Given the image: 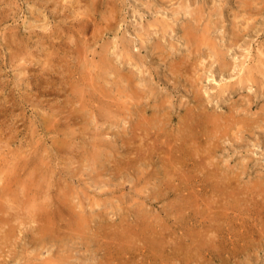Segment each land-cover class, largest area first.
I'll return each mask as SVG.
<instances>
[{"label":"rangeland","instance_id":"obj_1","mask_svg":"<svg viewBox=\"0 0 264 264\" xmlns=\"http://www.w3.org/2000/svg\"><path fill=\"white\" fill-rule=\"evenodd\" d=\"M58 1L0 0V173L41 174L0 213V264H264V0Z\"/></svg>","mask_w":264,"mask_h":264},{"label":"bare ground","instance_id":"obj_2","mask_svg":"<svg viewBox=\"0 0 264 264\" xmlns=\"http://www.w3.org/2000/svg\"><path fill=\"white\" fill-rule=\"evenodd\" d=\"M7 1V0H6ZM34 1V3H35V5H38L40 8H43V9H45V10H49V12L51 13V15L52 16H55V18L56 19H58V20H62L63 19V17H65V15L63 16H61V14L60 13H62L61 12V9L62 8H66V7H64L63 5H57L58 3H59V1L58 0H33ZM71 1V0H70ZM96 1V0H95ZM52 3L51 5H49V3ZM61 2H63V1H61ZM81 2H82V0H72L69 4H70V6L68 7V9H69V11L71 10L72 12H74L73 13V16H74V18H78L79 16H81V15H83V16H87V17H89L90 15H92L93 14V12H92V10L90 11L89 9H88V6H85V7H87V8H85V9H83L82 10V7H79V5L81 4ZM95 3V2H94ZM252 3V2H251ZM67 4V3H66ZM83 4V3H82ZM85 4H87V3H85ZM84 4V5H85ZM75 5H77V6H75ZM109 5V4H108ZM186 6V5H185ZM242 6V5H241ZM53 7V8H52ZM59 7L61 8V9H59ZM107 9H108V12H110L111 14H113V13H116L118 10H117V6L115 5V4H113L112 6H105ZM183 7V6H182ZM239 7H240V5H239ZM97 8V7H96ZM185 8H187V7H185ZM104 9V8H103ZM106 9V10H107ZM188 9V8H187ZM80 10H82V12L80 11ZM185 10V9H184ZM187 12H189L188 14L190 15H192L193 13H192V11H188L187 10ZM186 12V13H187ZM105 13V12H104ZM177 13V12H176ZM251 13V12H250ZM110 14V15H111ZM1 17H2V15H1ZM116 18V17H115ZM85 19H87V18H85ZM252 19V18H251ZM115 20V19H114ZM113 21V20H112ZM58 23V26H61L62 25V22L61 21H57ZM81 23L77 26V28H78V35H81V36H83L84 37V39L83 40H86V36H87V33H86V29H88V28H86V24L85 23H83V21H80ZM83 23V24H82ZM93 24H94V30H93V33H100V31H99V28H100V23L97 21V20H94L93 21ZM92 25V24H91ZM165 26V25H164ZM108 27V26H107ZM185 27V26H184ZM103 28H104V25H103ZM201 28V27H200ZM166 31V30H165ZM185 31H186V35H191V34H193V32H192V30L190 29V28H185ZM68 32V31H67ZM188 32V33H187ZM201 33V32H200ZM91 34H92V32H91ZM238 34V33H237ZM194 35H192L191 36V38L193 37ZM238 36V35H237ZM49 37V36H48ZM30 38V37H29ZM15 39V38H14ZM54 39H56V38H54ZM196 40H197V38L196 39H194V42H196ZM200 40V39H199ZM20 41V40H19ZM31 41V40H30ZM53 41V40H52ZM55 41H57V40H55ZM16 42V41H15ZM85 42V41H84ZM22 43V42H21ZM189 44H191L190 42H188ZM187 43V44H188ZM22 44H24V43H22ZM210 44V43H209ZM52 46H53V48L55 47V45L54 44H51ZM47 46V45H46ZM61 46V45H60ZM192 46H195V44H193ZM43 47V46H42ZM75 47V46H74ZM191 47V45L189 46V48ZM30 48H32V47H30ZM52 48V47H51ZM61 48H62V46H61ZM191 49V48H190ZM72 51V50H71ZM30 52V51H29ZM55 52V51H54ZM105 52V51H104ZM19 53H20V51H19ZM33 53V52H32ZM46 53V52H45ZM57 53V52H56ZM14 55V54H13ZM46 55V54H45ZM129 55V54H128ZM68 56V55H67ZM125 56V55H124ZM131 56V55H130ZM129 56V59H130V61H131V59H132V57H130ZM83 58H84V56H82ZM213 57V56H212ZM15 58V57H14ZM17 58H19V59H17ZM28 58V57H27ZM90 58V57H89ZM12 59V58H11ZM16 59L18 60V61H20V60H26V57H21V55H17L16 56ZM47 60L50 62V63H52V61L53 60H51V59H46V62H47ZM105 60H106V58H105ZM139 60V59H138ZM177 61V60H176ZM133 62V61H132ZM178 62V61H177ZM80 64V63H79ZM227 65V64H226ZM51 66V65H50ZM82 66V65H81ZM104 66L106 67V68H108V70L109 69H111V71L112 72H114L115 74H116V77L117 76H119V78L121 79V78H124V76H122L121 77V74H117L118 73V71H116L115 69H114V67H110V64H108V62H106L105 64H104ZM93 68H94V66H92ZM189 67V66H188ZM187 67V68H188ZM70 68V67H69ZM84 68V67H83ZM101 68V67H100ZM180 68V67H179ZM85 69V68H84ZM257 69V68H256ZM74 70V69H73ZM253 69H251V70H249L250 72L252 71ZM85 71V70H84ZM92 71V70H91ZM79 72H80V69H79ZM130 72V71H129ZM39 73V72H38ZM88 73H89V71H88ZM183 73V72H182ZM196 73V72H195ZM46 74H48V73H46ZM57 74H59V73H57ZM97 74V73H96ZM34 75V74H33ZM107 75V74H106ZM109 75V74H108ZM113 75V74H112ZM175 75V74H174ZM44 76V75H43ZM47 76H49V75H47ZM74 76V75H73ZM91 76V75H90ZM100 76V75H99ZM35 77V76H34ZM50 77V76H49ZM83 77V76H82ZM102 77V76H101ZM91 78V77H90ZM89 78V79H90ZM77 79V78H76ZM81 79V78H80ZM126 80H129V82H132V80L130 79V77H126L125 78ZM38 80H40V79H38ZM37 80V81H38ZM49 80H51V79H49ZM73 80V79H72ZM82 80V79H81ZM80 80V81H81ZM75 81V80H74ZM79 81V80H78ZM77 81V82H78ZM105 81V80H104ZM40 82V81H39ZM72 82V81H71ZM76 82V83H77ZM187 82V81H186ZM245 82V81H244ZM120 84V83H119ZM195 84V83H194ZM130 85H132V84H130ZM56 86V85H55ZM107 86H108V84H107ZM115 86H118L116 83H115ZM94 87V85H93V83L91 84V85H87L86 83H85V81L84 80H82L81 81V84H79L78 85V91L77 90H75V87H74V90L75 91H77V94H78V96L77 97H79V99H80V106L82 107V108H84V107H86L88 104V101H87V99H86V96H87V94H89L90 96H93V94L94 93H92L91 91H92V88ZM112 87V86H111ZM72 88V87H71ZM87 88V89H86ZM107 88V87H106ZM98 89V88H97ZM131 88L129 87V90H130ZM46 90V89H45ZM52 90V89H51ZM108 91H110V90H108ZM117 91H118V89H117ZM194 91H196V90H194ZM108 93V92H107ZM95 95H96V93H95ZM135 95L137 96V94H133L132 95V98L134 99V100H136V98H135ZM202 97V96H201ZM74 99H75V97H74ZM100 99V98H99ZM106 99V98H105ZM103 100V99H102ZM7 102V101H6ZM108 102V101H107ZM76 103V102H75ZM110 103V102H109ZM116 103V102H115ZM76 104H79V102L78 103H76ZM5 105V104H4ZM109 105H111V104H109ZM134 105H136V104H134ZM203 105V104H202ZM102 106V105H101ZM112 106V105H111ZM116 106V105H115ZM106 107H108V106H106ZM88 108V107H87ZM109 108H111V107H109ZM118 108V107H117ZM86 109V108H85ZM89 109V108H88ZM7 110V109H6ZM55 110V109H54ZM102 110V109H101ZM100 110V111H101ZM117 110V109H116ZM3 111V110H2ZM57 111V110H56ZM71 111V110H70ZM99 111V112H100ZM111 111V110H110ZM115 111V110H114ZM119 111V110H118ZM117 111V112H118ZM98 112V113H99ZM113 112V111H112ZM115 113V112H114ZM120 113H122V112H120ZM63 115V114H62ZM108 115H111V116H116V115H112V114H109L108 113ZM124 115V114H123ZM59 116V115H58ZM78 116V115H77ZM87 116V115H86ZM154 116V115H153ZM156 116V115H155ZM72 116H70V118H71ZM58 118V117H57ZM56 118V119H57ZM87 118V117H86ZM115 119V118H114ZM131 119V118H130ZM60 120V119H59ZM59 120H57L58 122H59ZM63 120H65V119H63ZM73 120V119H72ZM152 120V119H151ZM254 120V119H253ZM160 121V120H159ZM50 122V121H49ZM64 122V121H63ZM74 122H76V121H74ZM200 122H202V121H199L198 122V126H197V128L198 127H200V124H202V123H200ZM114 123V122H113ZM116 123V122H115ZM156 123V122H155ZM65 124H69V123H65ZM78 124V123H77ZM214 124H215V126L218 124L217 123V121L216 122H214ZM156 125V124H155ZM76 126V125H75ZM80 126V125H79ZM214 126V127H215ZM255 126V125H254ZM70 127V126H69ZM219 127V126H218ZM138 128V127H137ZM143 129V128H142ZM156 130V129H155ZM184 130V129H183ZM55 131V129L52 131V132H54ZM135 131V130H134ZM49 132H50V130H49ZM61 132H62V130H61ZM70 131H68V133H69ZM66 133V132H65ZM183 133V132H182ZM191 137H193L194 139H196L197 138V136H196V133L194 132V133H192V135H191ZM239 138V137H238ZM212 139V138H211ZM226 139H227V137H226ZM136 140V139H135ZM141 140V139H140ZM147 140V139H146ZM213 140V139H212ZM55 141V140H54ZM66 141H67V139H66ZM149 141V140H148ZM185 141V140H184ZM208 141V140H207ZM214 141V140H213ZM56 142V141H55ZM239 142V141H238ZM62 143V142H61ZM70 143V142H69ZM164 143V142H163ZM185 143H186V141H185ZM114 144V143H113ZM152 144V143H151ZM117 145V144H116ZM66 146V145H65ZM118 146V145H117ZM142 146H143V144H142ZM164 146H165V143H164ZM181 147L183 146L184 147V145L183 144H181L180 145ZM218 147V146H217ZM127 148V147H126ZM141 148V147H140ZM206 148V147H205ZM220 148V147H219ZM103 149V148H102ZM168 149H169V147H168ZM32 150V149H31ZM170 150V149H169ZM63 151V150H62ZM126 151H128V150H126ZM171 151V150H170ZM173 151V150H172ZM171 151V152H172ZM171 152H169L170 154H168V156L167 157H169V159L171 160V161H174V159H175V157H173V155L172 156H169V155H171V154H173V153H171ZM22 154L23 153H21V157H22ZM59 154H61V153H59ZM106 154V153H105ZM143 154V153H142ZM144 154H146V152L144 153ZM214 154H215V152H214ZM24 155V154H23ZM212 155V154H211ZM93 156V155H92ZM203 156V155H202ZM213 156V155H212ZM10 157V156H9ZM18 157V156H17ZM28 157H30V156H28L27 154L25 155V158H28ZM96 157V156H95ZM215 157H216V155H215ZM195 158V157H194ZM5 159V158H4ZM23 159V158H22ZM58 159V158H57ZM148 159V158H147ZM9 160V159H8ZM211 160V159H210ZM167 161V160H166ZM177 161V160H176ZM212 161V160H211ZM24 162V161H23ZM30 162H32V160H30ZM43 162V161H42ZM42 162H39V163H37V166H39L40 165V167L42 166ZM94 162V161H93ZM144 162V161H143ZM146 162V161H145ZM144 162V163H145ZM183 162V161H182ZM26 165V164H25ZM24 165L22 164L20 167L19 166H16V169H17V167H19V169H17V170H19V172L20 173H22L23 174V172L24 173H26V175H27V171H28V169H29V164H27V166H28V169H24V167H23ZM148 166V165H147ZM177 166V167H176ZM188 166V164L186 163H184V164H178V165H173L172 167V170H174V172H175V170H180V169H185L186 167ZM150 167V166H149ZM162 167V166H161ZM195 167V169H197V168H200V167H196V166H194ZM26 168V167H25ZM8 170V169H7ZM53 170V169H52ZM207 171H209V170H207ZM8 172V171H7ZM38 171H34V173L32 172L31 174H29L28 173V175H27V179H28V184L29 185H31V187H32V185H33V182H34V180L37 178V177H41L40 175V173L38 174L37 173ZM211 171H209V173H210ZM9 173V172H8ZM178 173V172H177ZM182 173V172H181ZM214 173V172H213ZM212 173V174H213ZM216 173V172H215ZM1 174L2 173H0V182L1 181H3V185L0 187V213H9V216H8V218H16L15 217V215L16 214H12L10 211H13L14 210V207H13V205L14 204H18L19 203V194H21L22 195V197H21V200H22V205L24 206H31V207H34L35 205H34V203L36 202V200H34L35 198V195L34 196H30V193L32 192V191H34V190H32V189H29V185L27 186V179H26V181L24 180V176H22V175H19L18 177H15V178H13L12 180H10V179H8V178H6V177H2L1 176ZM180 174V173H179ZM170 175H172V172L170 171ZM191 175V174H190ZM208 175V174H207ZM7 176H11V174H9V175H7ZM211 176V178L213 179L214 178V176L213 175H210ZM172 177V176H171ZM216 177V176H215ZM209 178V177H208ZM184 179V178H183ZM211 180V179H210ZM214 180V179H213ZM188 181V180H187ZM197 181V180H196ZM176 182V181H175ZM211 182V181H210ZM161 183H162V180H161ZM188 183H190V182H188ZM207 183V182H206ZM213 183H215V181L214 182H212V184ZM224 183V182H223ZM2 184V183H1ZM0 184V185H1ZM169 184V183H168ZM191 184H192V182H191ZM172 185V184H171ZM23 187V188H22ZM212 187V186H211ZM214 187V186H213ZM217 187V186H216ZM21 188H22V190H21ZM33 188V187H32ZM35 189V188H34ZM38 189V188H37ZM19 190H20V192H19ZM224 191V190H223ZM18 192V193H17ZM34 192H36L37 194H38V191H34ZM40 192V191H39ZM45 192H47V191H45ZM44 192V193H45ZM43 193V192H42ZM16 194V195H15ZM45 195V194H44ZM189 195V194H188ZM43 196V195H42ZM18 197V198H17ZM54 197H55V195H54ZM58 197V196H57ZM49 199V198H48ZM197 199V198H196ZM236 200H238V199H236ZM25 201V202H24ZM192 201H193V199H192ZM38 202V201H37ZM60 202V201H59ZM58 202V203H59ZM19 205V204H18ZM64 205V204H63ZM20 206V205H19ZM18 207V206H17ZM45 207V206H44ZM61 208V207H60ZM40 211L39 212H41L42 211V213H41V217L42 218H49L50 219V221L51 220H53V218H56L55 217V215L53 214L54 213V211L53 212H48V211H46L43 207H40ZM209 210H210V207H209ZM207 212V211H206ZM31 213V212H30ZM67 213V212H66ZM225 213V212H224ZM4 214V215H5ZM35 214V213H34ZM58 214V213H57ZM212 214H214L215 216H219L217 213H212ZM220 214V213H219ZM194 215H195V213H194ZM57 216V215H56ZM20 217V216H19ZM37 217V216H36ZM59 217V216H58ZM63 217V216H62ZM66 217H67V215H66ZM226 217H228V218H230V216H225V218ZM1 218V217H0ZM3 218V217H2ZM38 218V217H37ZM19 219V218H18ZM70 219V218H69ZM72 220V219H71ZM80 220V219H79ZM5 223H6V221H4ZM74 222V221H73ZM76 222V221H75ZM79 223V222H78ZM74 224V223H73ZM76 224V223H75ZM74 224V225H75ZM9 225V224H8ZM46 225V224H45ZM71 225V224H70ZM85 225H87V224H85ZM16 226V225H15ZM14 226V227H15ZM19 226V225H18ZM22 226V225H21ZM47 226H49V224H47ZM85 227V226H84ZM90 227V226H89ZM156 227V226H155ZM17 228V227H16ZM19 228V227H18ZM82 228V227H81ZM54 229V228H53ZM80 229V228H79ZM85 229V228H84ZM99 229V228H98ZM46 230H51V229H46ZM46 230H44L43 232H42V235L44 236V237H41V242L43 241H45V240H49L50 239V232L48 233V232H46ZM141 230V229H140ZM6 231V230H5ZM10 233L12 232V230L10 229V230H8ZM21 231V230H20ZM88 231V230H87ZM101 231V230H100ZM158 231V230H157ZM15 232V231H14ZM159 232V231H158ZM158 232H156V233H158ZM162 232V231H161ZM18 233V232H17ZM53 233V232H52ZM105 233V232H104ZM14 234V233H13ZM12 234V235H13ZM154 234V233H153ZM41 235V234H40ZM41 235V236H42ZM52 235V234H51ZM161 235V234H160ZM2 236V235H1ZM0 236V237H1ZM148 236H150V235H148ZM158 236V235H157ZM155 237L154 236V238H155V241H154V238L152 239V237H149L150 238V240H152V241H150L151 243L150 244H152V248H150V247H148V251L150 250V251H152V250H154V248H155V245H156V239L158 240V237ZM14 237V236H13ZM38 237V236H37ZM89 237V236H88ZM39 238V237H38ZM91 238V237H90ZM97 238V237H96ZM10 239H12V238H10ZM52 239V238H51ZM161 239V238H160ZM94 240H95V238H94ZM13 241V240H12ZM96 242V241H95ZM158 242H159V240H158ZM168 242H170L169 240H168ZM97 243V242H96ZM160 243H161V241H160ZM159 244V243H158ZM160 245V244H159ZM163 245H164V242L162 241V244H161V247H160V249L163 247ZM176 245V244H175ZM174 245V246H175ZM92 246V245H91ZM112 246V245H111ZM126 246V245H125ZM181 246V247H180ZM179 246V248H180V252H179V250H178V254H177V256L179 255V253H181L182 252V250H184V249H186L187 248V244L186 245H180ZM227 246V245H226ZM100 247V246H99ZM115 247V246H114ZM177 247V246H176ZM201 247V246H200ZM119 248V247H118ZM129 248V247H128ZM147 248V247H146ZM99 249V248H98ZM105 249V248H104ZM163 249H165V248H163ZM3 250V249H2ZM109 250V249H108ZM128 250V249H127ZM117 251V250H116ZM154 251H157V250H154ZM233 251V250H232ZM3 252V251H2ZM100 252V251H99ZM105 252V251H104ZM146 252V251H145ZM153 252V251H152ZM174 252V251H173ZM234 252V251H233ZM232 252V253H233ZM110 253V252H109ZM116 253V252H115ZM147 253V252H146ZM161 253H163V252H161ZM119 254V253H118ZM171 254V253H170ZM154 255V254H153ZM152 255V256H153ZM172 255V254H171ZM124 256V255H123ZM150 256V255H149ZM156 256V255H155ZM160 256V255H159ZM1 257V256H0ZM106 257V256H105ZM163 257V256H162ZM165 258V257H164ZM173 258V257H172ZM102 259V258H101ZM119 259V258H118ZM122 259V258H121ZM160 259V258H159ZM55 261V260H54ZM102 261H103V259H102ZM134 260H132V262H133ZM152 261H154V260H152ZM51 262V261H50ZM59 262V261H58ZM92 262V261H91ZM111 263V262H110ZM40 264H42L41 263V261H40ZM93 264V263H92ZM108 264V263H107ZM135 264V263H134ZM163 264V263H162Z\"/></svg>","mask_w":264,"mask_h":264}]
</instances>
